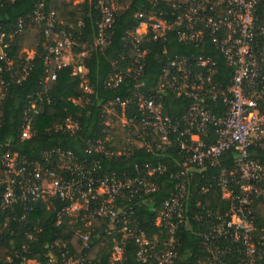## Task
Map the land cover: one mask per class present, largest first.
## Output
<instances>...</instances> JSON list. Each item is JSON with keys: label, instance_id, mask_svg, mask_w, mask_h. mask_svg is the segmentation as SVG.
I'll use <instances>...</instances> for the list:
<instances>
[{"label": "built area", "instance_id": "built-area-1", "mask_svg": "<svg viewBox=\"0 0 264 264\" xmlns=\"http://www.w3.org/2000/svg\"><path fill=\"white\" fill-rule=\"evenodd\" d=\"M148 1L157 11L137 28L135 45L149 34L157 40L164 38L169 31H176L179 41L184 44L203 46L209 40L233 69L230 85L222 87L213 80L218 71L215 59L206 56L173 58L162 72L159 89L193 101L183 119L174 122L165 114L160 101L139 92L144 83L136 84L138 92L135 97L142 114L140 120L122 117L123 124L132 128L130 146L161 152L171 146L172 137L177 136L175 142L182 158L179 170L170 173L175 182L174 191L164 202L156 222L169 234L166 249L157 252L156 246L138 230L131 205H118L124 193L130 201L153 193L156 188L150 178L169 172L162 164L147 165L136 177L126 174L120 178L116 174L99 175V163L89 166L69 150L53 152L45 165L30 163L25 157L8 151L2 158L4 169L0 170V190L3 191L0 209L9 210L21 204L27 212H33L37 205L47 203L51 206L50 198H58L69 204L61 213L69 217L83 213L88 227L95 221L109 220V230L118 232L122 238L113 250L115 263L123 261V239L129 238L139 247L138 258L143 263L178 264L180 244L177 235L188 225L186 217L191 187L197 174L204 173L211 166L220 168V171L213 176L212 183L197 190V194L203 196L216 185L230 208L227 213L217 215L207 211L200 200L194 203L197 211L192 213V220L206 223L209 228L201 235L206 257L196 264H228L225 260L232 256L238 257V264H263L264 236L255 234V219L250 208L256 201H264V162L253 159L250 149L257 147L264 151V0ZM96 8L101 14L96 46L104 50L110 43L109 30L115 23L117 8L114 0H97ZM139 17L143 18L142 15ZM32 20L44 29L45 37L50 41L47 49L52 60H48L54 61L58 69L72 64L69 60H74L72 49L76 43L69 32L58 30L55 14L46 13L44 4H40ZM23 30L24 22L21 21L16 34ZM9 47L10 42L0 34V59L12 66L6 52ZM136 48L132 72L134 79L138 80L143 75L145 54ZM31 57L33 53L28 59ZM75 71L83 73L84 68L80 66ZM51 79L57 80V75ZM121 80L116 75L111 82ZM210 100L222 102L225 110L214 114L208 103ZM130 102H112L107 106L108 113L117 114V106L125 110ZM38 115L37 98L30 99L24 112L22 140L35 136L32 126ZM78 129V123L67 119L59 130L74 134ZM131 150L110 152L102 141H97L89 144L87 154L119 158L128 156ZM231 151L235 152V158L233 168L229 169L222 165V159ZM21 221H26V216ZM90 237L89 232L81 235L84 248L88 247ZM55 247L61 248L55 245L50 251L53 252ZM33 263L41 264L26 258L22 261V264ZM86 263L85 259L64 255L62 260L51 256L46 264Z\"/></svg>", "mask_w": 264, "mask_h": 264}, {"label": "trees", "instance_id": "trees-1", "mask_svg": "<svg viewBox=\"0 0 264 264\" xmlns=\"http://www.w3.org/2000/svg\"><path fill=\"white\" fill-rule=\"evenodd\" d=\"M97 0H84L75 4L72 0H0V34L10 42L6 50L12 66L0 59V170L4 169L3 156L11 151L25 157L30 163H42L56 151H72L89 166L99 163V175L116 174L136 177L139 170L147 165H166L169 172L150 178L156 190L144 197L130 198L126 193L118 200V205H131L134 209L135 225L146 238L156 246V251H164L170 239L164 227L157 226V219L164 202L174 191L171 172L179 170L181 152L172 137L171 146L161 152H148L129 145L132 128L123 124L122 117L140 120L141 112L135 97L136 84L144 83L139 92L160 101L164 112L174 122H179L188 112L193 101L178 97L170 91L159 89L163 70L168 62L176 57L206 56L218 63L214 82L228 87L233 78V69L208 40L203 46L184 44L179 41L176 31L167 32L164 38L155 40L152 34L135 45L134 34L137 28L155 15L157 8L148 0H114L117 8L115 23L109 30V45L102 50L96 46L98 23L101 14L96 8ZM44 4L45 12H53L59 23L58 30H66L72 35L76 45L72 49L74 62L58 69L54 61H49V40L44 29L37 26L32 16L36 8ZM142 15L143 18L139 16ZM24 30L16 34L20 22ZM16 34V35H15ZM136 46L145 55L142 59L143 75L134 79ZM33 57L28 59L29 54ZM85 53V56L81 57ZM86 73H75L77 66ZM12 68V70H11ZM10 69V70H9ZM56 74L57 80L51 77ZM119 75V83L111 79ZM49 81L46 83V80ZM41 95V97H37ZM37 98L39 115L34 117L32 129L35 136L29 140L21 139L25 123L24 112L30 99ZM120 101H131L125 110L117 106V114H109L107 106ZM214 114L225 110L222 102L209 101ZM71 119L78 123L74 133L59 130L64 121ZM102 141L110 152L131 150L128 156L107 157L104 154L88 155L89 144ZM253 159L264 162V151L252 147ZM235 152H229L222 165L231 169L234 166ZM220 168L208 166L202 174H197L188 207V225L178 232V264H196L206 257L201 235L207 233L206 223H196L192 213H196L194 203L201 201L207 211L223 215L229 211L230 204L221 197L220 189L214 185L207 194L200 196L197 190L211 184L213 176ZM141 172V171H140ZM3 191L0 190V206ZM52 205L42 203L27 212L21 204L13 209H0V264H22L24 258L46 264L51 256L62 260L63 256L79 257L86 264H145L138 258L139 247L135 241L125 238L123 261L112 260L113 250L122 242L118 232L109 230V220H98L87 226L84 214L69 217L61 213L69 204L58 198H50ZM255 219L256 235L264 236V201H256L251 206ZM61 213V224L59 215ZM26 216V221H21ZM91 233L87 248L83 247L81 235ZM55 247L53 252L50 247ZM228 264H238V257L225 260ZM264 264V258L261 260Z\"/></svg>", "mask_w": 264, "mask_h": 264}, {"label": "crops", "instance_id": "crops-1", "mask_svg": "<svg viewBox=\"0 0 264 264\" xmlns=\"http://www.w3.org/2000/svg\"><path fill=\"white\" fill-rule=\"evenodd\" d=\"M84 0H79L78 2H75V4H79V3H81V2H83ZM71 60H69V62H70ZM74 61V60H73ZM81 66V65H80ZM80 66H77L76 68H78V67H80ZM84 73H86V71H85V69H84V71H83ZM34 264V263H33Z\"/></svg>", "mask_w": 264, "mask_h": 264}, {"label": "rangeland", "instance_id": "rangeland-1", "mask_svg": "<svg viewBox=\"0 0 264 264\" xmlns=\"http://www.w3.org/2000/svg\"><path fill=\"white\" fill-rule=\"evenodd\" d=\"M72 1L75 3V2H78L79 0H72ZM72 62H74L75 64H77V63H78V61H75V60H74V61H73V60H71V63H72ZM79 70H80V68H79Z\"/></svg>", "mask_w": 264, "mask_h": 264}]
</instances>
